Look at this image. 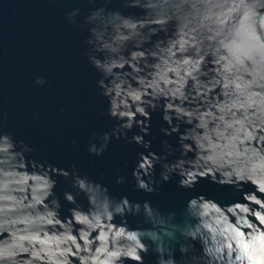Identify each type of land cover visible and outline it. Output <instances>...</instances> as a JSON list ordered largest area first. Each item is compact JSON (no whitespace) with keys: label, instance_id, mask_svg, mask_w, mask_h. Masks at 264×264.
Returning <instances> with one entry per match:
<instances>
[{"label":"water","instance_id":"1","mask_svg":"<svg viewBox=\"0 0 264 264\" xmlns=\"http://www.w3.org/2000/svg\"><path fill=\"white\" fill-rule=\"evenodd\" d=\"M0 264H264V0H0Z\"/></svg>","mask_w":264,"mask_h":264},{"label":"clouds","instance_id":"2","mask_svg":"<svg viewBox=\"0 0 264 264\" xmlns=\"http://www.w3.org/2000/svg\"><path fill=\"white\" fill-rule=\"evenodd\" d=\"M37 82L42 83L43 82L42 78H38ZM142 186H143V183H142ZM68 198L71 199V196H69ZM137 258H139V257H137Z\"/></svg>","mask_w":264,"mask_h":264}]
</instances>
